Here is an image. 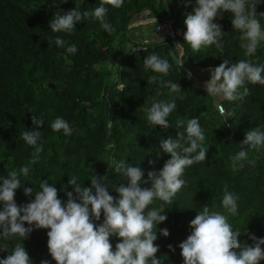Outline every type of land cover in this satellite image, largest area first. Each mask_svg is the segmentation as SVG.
<instances>
[{
    "label": "trees",
    "instance_id": "1",
    "mask_svg": "<svg viewBox=\"0 0 264 264\" xmlns=\"http://www.w3.org/2000/svg\"><path fill=\"white\" fill-rule=\"evenodd\" d=\"M101 0H0V175L17 171L30 165L27 175H20V188L14 199L18 205L34 199L25 196L24 187L39 191L40 180H47L57 188L62 202L72 175L79 182L90 186L93 175L103 178L110 185L121 182L114 172V160L125 159L132 166L144 170H159L169 159L159 151L160 138L184 133L187 121L199 117L204 133L202 147L206 159L186 167L185 185L176 193L172 203L154 201L150 207H162L167 219L157 225L159 245L154 255L162 264H182L179 243L190 234L189 222L202 207L223 212L221 200L225 188L239 196L238 214L229 217L232 227L241 233L238 241L251 244L249 234L264 237V147L250 149L244 166L234 170L230 157L240 148L245 132L254 127L264 129V85L248 83L249 93L242 100L215 99L196 83L194 72L209 75L224 58L231 63L249 59L264 63V41L256 52L245 57L240 47V34L231 26L230 14L225 12L216 22L222 25L223 54L214 46L193 52L183 41L186 14L193 10L195 0H124L119 8L108 7L112 31L100 27L94 16L85 17L75 25L71 34L53 33L48 23L56 12L73 7L91 11ZM159 21L172 16L182 28V35L175 46L169 40H151L140 51L128 46L141 30L130 25L143 18ZM255 12L264 26V2L255 5ZM147 32V29L144 31ZM61 36L64 47H57L53 36ZM75 43V55L66 54L64 48ZM153 52L170 62L169 75L163 80L146 70L143 59ZM116 53L120 57L116 59ZM114 59V60H113ZM113 67H108L109 61ZM184 61V62H183ZM183 62L182 65H180ZM168 81L179 84L181 91L172 94ZM125 87L120 91L119 85ZM176 99V109L170 113L166 129L147 121L148 108L153 100ZM222 104L225 112L233 113L224 122L216 105ZM41 118L44 125L41 143L43 150L33 162L34 151L21 133L34 127L32 116ZM65 118L72 134L64 135L51 129L57 117ZM230 125V126H229ZM149 160L155 163L149 164ZM150 184L145 185V187ZM110 194H118L110 187ZM103 220V214L99 221ZM27 226V222H25ZM167 228L169 235H160L159 229ZM48 229H34L28 238L4 241L7 249H0V258L8 255L14 246L22 243L33 264L48 259L55 264L47 250ZM115 248L118 238L110 237ZM168 245L175 249L170 250ZM264 249V245H261ZM264 264V260L258 262Z\"/></svg>",
    "mask_w": 264,
    "mask_h": 264
},
{
    "label": "clouds",
    "instance_id": "2",
    "mask_svg": "<svg viewBox=\"0 0 264 264\" xmlns=\"http://www.w3.org/2000/svg\"><path fill=\"white\" fill-rule=\"evenodd\" d=\"M124 0H101V3L91 11H81L73 7L68 11L56 12L50 19L48 28L53 33L71 34L75 25L85 17L94 16L100 27L112 31L107 13L112 8L122 6ZM264 0H195L193 10L186 14L183 41L191 50L199 52L202 48L214 46L219 54H223L222 25L216 22L224 13L230 14L231 26L240 34V47L245 57L252 56L260 42L264 41V26L261 25L255 5ZM57 47H64V39L57 35L52 37ZM66 54L75 55L78 47L75 43L64 48ZM134 51V50H133ZM184 62V61H183ZM183 62L180 64L182 65ZM146 70L161 74L153 75L152 80H163L169 75L170 62L153 52L143 59ZM170 93L181 91L178 83L168 81ZM264 85V63H254L249 59H241L231 63L228 58L214 69H210V78L204 82L206 93L215 98L228 101L242 100L249 93L246 84ZM125 85L120 84V91ZM176 99L153 100L148 108L147 121L152 125L166 129L170 113L176 109ZM224 122L233 113L225 112ZM31 130L21 133L23 141L32 146L33 162L43 150L40 142L44 122L41 118L32 116ZM230 126V125H229ZM57 133L71 135L69 122L57 116L50 125ZM204 133L199 117L193 116L187 121L184 133H177L176 138L168 136L160 138V153L169 155L159 170H150L144 178V170L132 166L125 159L114 160V172L119 174L121 182L110 185L103 176L90 180V186L85 187L76 175L68 179L72 186L65 191L66 200L58 197L57 188L47 180H40L39 191L24 187V195L31 196L25 204L18 205L14 199L15 192L21 186L20 175H27L30 165L22 166L19 173L15 170L6 176L0 175V249H7L4 241L23 240L28 238L34 229H48L47 250L55 264H162L156 257L159 245L157 225L167 219L163 214L165 208L150 207L154 201L172 203L176 193L185 185L183 174L186 167L206 159V150L202 147ZM239 150L230 157L232 168L240 169L248 157L250 149L259 150L264 147V129L254 127L245 132L239 142ZM155 163L149 160V164ZM150 186L145 187V185ZM112 188L118 196L110 194ZM239 196L225 188L221 200L223 212L212 211L208 206L202 207L189 222L190 234L179 243L182 264H258L264 260V237L249 234L252 243H241L239 230L232 227L229 217L238 214ZM103 214V220L99 221ZM27 222V226L25 224ZM160 235L167 237V228L159 229ZM110 237L118 238L113 245ZM169 249L174 251L172 245ZM0 264H33L22 243L12 248L8 255L0 258ZM40 264H50L48 259H42Z\"/></svg>",
    "mask_w": 264,
    "mask_h": 264
},
{
    "label": "built area",
    "instance_id": "3",
    "mask_svg": "<svg viewBox=\"0 0 264 264\" xmlns=\"http://www.w3.org/2000/svg\"><path fill=\"white\" fill-rule=\"evenodd\" d=\"M149 11H145L143 13V18L149 17L148 16ZM145 22L151 23L150 33H145L143 30H141L142 34L139 35L138 32L135 33V37L131 40L129 43V47L131 50L134 51H140L145 49L146 45L151 40L156 41H163V40H169L171 43H173L175 46L178 45V38L182 35V28L175 24L174 18L172 16H165L159 21H154L148 19ZM137 26V25H136ZM134 26H130L129 32ZM217 110L220 114H223L221 112L222 104L218 103L216 105Z\"/></svg>",
    "mask_w": 264,
    "mask_h": 264
},
{
    "label": "rangeland",
    "instance_id": "4",
    "mask_svg": "<svg viewBox=\"0 0 264 264\" xmlns=\"http://www.w3.org/2000/svg\"><path fill=\"white\" fill-rule=\"evenodd\" d=\"M146 20H141V22L139 23V22H137V21H134L131 25L132 26H136V25H147L146 26V28H145V30L147 29V32L146 33H150V28H151V23L150 22H145ZM145 22V23H144ZM130 25V26H131ZM116 55V59L118 60L119 59V57H120V55H119V53H116L115 54ZM114 60V59H113ZM114 61H109L108 62V67H113L114 65ZM195 74V76H196V83L201 87V88H204L203 87V85H204V82L205 81H207L210 77H209V75L207 76L206 74H201L200 76L201 77H199V72H194ZM215 98V97H214ZM215 99H219V98H215Z\"/></svg>",
    "mask_w": 264,
    "mask_h": 264
},
{
    "label": "crops",
    "instance_id": "5",
    "mask_svg": "<svg viewBox=\"0 0 264 264\" xmlns=\"http://www.w3.org/2000/svg\"><path fill=\"white\" fill-rule=\"evenodd\" d=\"M141 20H146V21H147V20H148V17H146V18H142V17H141V18H139V19L136 20V21L140 23ZM144 23H145V22H144ZM146 26H147V25H145V26H144V25H137V26H134V27H137L139 30H143V31H145Z\"/></svg>",
    "mask_w": 264,
    "mask_h": 264
}]
</instances>
